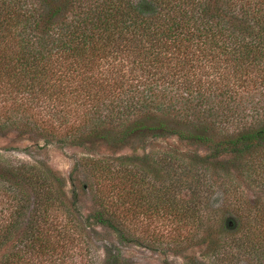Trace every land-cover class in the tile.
<instances>
[{
	"label": "trees",
	"instance_id": "1",
	"mask_svg": "<svg viewBox=\"0 0 264 264\" xmlns=\"http://www.w3.org/2000/svg\"><path fill=\"white\" fill-rule=\"evenodd\" d=\"M15 133L91 152L70 195L48 164L0 156V264H90L99 229L140 243L134 216L264 264V0H0V136ZM218 172L238 180L231 215L212 205ZM103 264L133 263L110 245Z\"/></svg>",
	"mask_w": 264,
	"mask_h": 264
},
{
	"label": "rangeland",
	"instance_id": "2",
	"mask_svg": "<svg viewBox=\"0 0 264 264\" xmlns=\"http://www.w3.org/2000/svg\"><path fill=\"white\" fill-rule=\"evenodd\" d=\"M38 140V141H37ZM178 144L175 139L160 142L158 146L167 144ZM182 148H185L182 146ZM159 150V147L156 148ZM103 152L105 149L102 150ZM87 151L76 147H64L56 142L45 144L44 141L31 140L28 136L20 137L18 133L8 137L0 136V156L1 160L12 163L24 162L36 164L44 162L62 175L67 183V193L70 195L74 184L77 181H85L87 173L78 169L73 174L76 162L89 156ZM129 150L122 151L121 154H131ZM142 154V153H139ZM212 174L215 185L213 206L217 207L227 203L226 211L229 215L238 209L237 200L228 197L226 190L231 187H238V180H233L223 172ZM73 174V176H72ZM81 205L84 213L88 214L92 206V194H82ZM130 228L133 235L139 238L140 243L134 241L128 244H119L118 239L112 233L99 229L100 236L92 238L91 251L88 254L90 264H103L105 259V247L115 245L120 248L124 257L133 264H248L246 260L238 258V252L227 247V254L216 257L208 253L206 246L201 245L200 237L193 235L192 229L185 227L182 229L172 218H162L158 216L150 217L139 221L137 217H130ZM181 242V243H180ZM181 244V245H178ZM183 251L185 254L180 255Z\"/></svg>",
	"mask_w": 264,
	"mask_h": 264
}]
</instances>
